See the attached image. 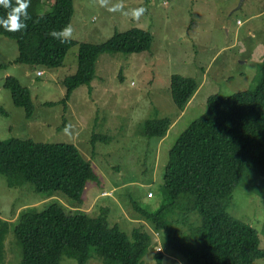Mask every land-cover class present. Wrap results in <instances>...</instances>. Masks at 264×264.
Segmentation results:
<instances>
[{
    "label": "rangeland",
    "instance_id": "374dc122",
    "mask_svg": "<svg viewBox=\"0 0 264 264\" xmlns=\"http://www.w3.org/2000/svg\"><path fill=\"white\" fill-rule=\"evenodd\" d=\"M51 5L52 1L42 0L39 13H47ZM72 5L68 39L75 45L57 69L14 64L17 45L0 36V140L74 144L91 162L97 181L87 183L82 205L77 206L59 192L38 193L29 183L9 188L0 176V219L10 223L0 264H20L22 251L12 232L18 214L26 208L39 211L52 202L93 217L108 209L107 221L125 233L142 227L154 240L144 264H156L157 253L164 256L161 264H189L164 248L161 235L141 220L133 204L158 208L168 152L179 135L206 112L211 95L229 96L251 90L259 82L264 0H72ZM114 6L119 10L109 11ZM138 8L145 12L136 18L133 11ZM132 28L151 34L149 50L101 54L92 81L73 90L65 109L58 104L66 91L63 82L76 72L79 44H101L114 32ZM38 71L42 75L37 76ZM174 74L198 83L182 112L170 96ZM9 76L30 92L33 113L29 119L24 109L13 105L4 87ZM160 118L173 122L167 135L161 140L144 136L145 121ZM94 135L107 140L93 142ZM262 186L248 175L233 192L228 213L255 228L264 249ZM60 264L76 261L63 257ZM87 264H103L96 249ZM254 264H264V260Z\"/></svg>",
    "mask_w": 264,
    "mask_h": 264
},
{
    "label": "trees",
    "instance_id": "16d2710c",
    "mask_svg": "<svg viewBox=\"0 0 264 264\" xmlns=\"http://www.w3.org/2000/svg\"><path fill=\"white\" fill-rule=\"evenodd\" d=\"M50 1L49 11L39 13L42 0H28L29 18L24 29L10 31L0 26V36L17 45L14 64L57 69L75 45L73 40L49 35L53 29L69 25L72 0ZM17 6V0H9V8L0 5V18H7ZM151 42L149 32L132 28L114 32L101 44L80 43L76 72L63 82L66 91L58 104L65 109L73 90L92 81L101 54L141 53L149 50ZM260 70L253 89L229 96L211 95L206 112L179 135L168 152L158 208L142 209L133 204L141 220L161 235L164 248L189 264H254L264 260L259 232L228 213L233 192L248 175L262 182L260 193L264 195V59ZM4 87L13 105L31 118L29 90L10 76L5 78ZM169 89L172 102L182 112L198 83L174 74ZM172 124L168 118L146 120L143 134L161 140ZM92 138L93 142L107 140L98 135ZM0 176L9 188L29 183L38 193L59 192L77 206L82 205L87 183L97 181L91 162L74 144L16 138L0 140ZM108 213L102 209L93 217L78 209L66 210L57 202L39 211L22 210L12 230L22 251L20 264H60L63 257L87 264L92 249L103 264H144V256L154 245L151 234L140 226L125 233L107 221ZM9 232L10 223L0 219V260ZM163 258L157 253L156 264Z\"/></svg>",
    "mask_w": 264,
    "mask_h": 264
},
{
    "label": "clouds",
    "instance_id": "9594fccd",
    "mask_svg": "<svg viewBox=\"0 0 264 264\" xmlns=\"http://www.w3.org/2000/svg\"><path fill=\"white\" fill-rule=\"evenodd\" d=\"M17 4V7L11 8L8 12L7 18H0V26L10 31H20L24 29L26 27L25 21L29 18L27 13L28 0H17ZM0 5H3L5 8H9V0H0ZM118 10L119 6H114L109 9V11L113 12ZM144 12V8H138L133 11V15L136 18H139ZM49 35L57 39H68L72 35V27L70 25H66L59 31L53 29Z\"/></svg>",
    "mask_w": 264,
    "mask_h": 264
},
{
    "label": "built area",
    "instance_id": "2783aa9c",
    "mask_svg": "<svg viewBox=\"0 0 264 264\" xmlns=\"http://www.w3.org/2000/svg\"><path fill=\"white\" fill-rule=\"evenodd\" d=\"M37 75L39 76V75H42V72H38L37 73ZM105 195L107 194V193H104ZM158 250V249H157Z\"/></svg>",
    "mask_w": 264,
    "mask_h": 264
}]
</instances>
